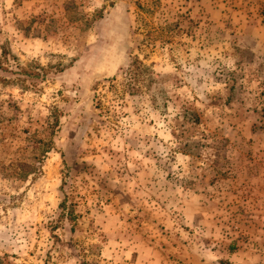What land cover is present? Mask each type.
<instances>
[{"label": "rangeland", "instance_id": "1", "mask_svg": "<svg viewBox=\"0 0 264 264\" xmlns=\"http://www.w3.org/2000/svg\"><path fill=\"white\" fill-rule=\"evenodd\" d=\"M0 264H264V0H0Z\"/></svg>", "mask_w": 264, "mask_h": 264}, {"label": "trees", "instance_id": "2", "mask_svg": "<svg viewBox=\"0 0 264 264\" xmlns=\"http://www.w3.org/2000/svg\"><path fill=\"white\" fill-rule=\"evenodd\" d=\"M2 54H3V53H2ZM39 70H40V69H39ZM131 76H132V75H131ZM111 78H112V77H111ZM111 78H110V79H111ZM63 205H64L63 202H61V203H60V206L63 207ZM61 209H62V208H61ZM62 215H63V213H62ZM64 215H65V214H64ZM66 217H67L68 219H70V218L67 216V213H66Z\"/></svg>", "mask_w": 264, "mask_h": 264}]
</instances>
